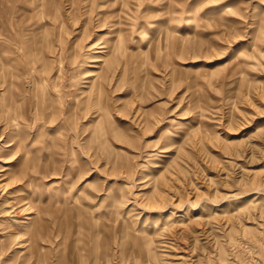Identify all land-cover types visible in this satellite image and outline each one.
I'll return each instance as SVG.
<instances>
[{"label": "rangeland", "instance_id": "rangeland-1", "mask_svg": "<svg viewBox=\"0 0 264 264\" xmlns=\"http://www.w3.org/2000/svg\"><path fill=\"white\" fill-rule=\"evenodd\" d=\"M0 264H264V0H0Z\"/></svg>", "mask_w": 264, "mask_h": 264}]
</instances>
